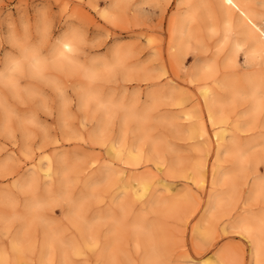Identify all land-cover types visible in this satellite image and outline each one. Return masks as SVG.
<instances>
[{"label": "rangeland", "instance_id": "374dc122", "mask_svg": "<svg viewBox=\"0 0 264 264\" xmlns=\"http://www.w3.org/2000/svg\"><path fill=\"white\" fill-rule=\"evenodd\" d=\"M207 2L213 9L192 22L195 39L179 46L192 0H0V33L13 20L50 23L53 55L63 37L87 40L83 54L62 56L70 63L71 107L65 113L56 100L53 118L41 114L46 135H29L0 116V253L8 264L16 260L14 243L30 264H264L240 221L244 208L251 214L262 208L250 191L264 178L258 157L264 110L248 115L247 96L231 103L235 109L224 106L235 111L233 120L245 121H231L225 146L249 143V161L218 181L217 165L231 170L234 163L226 147L218 157V125L201 94L205 84L222 96L224 81L264 79V50L255 51L236 23L223 27L217 0ZM248 2L264 28V0ZM75 63L95 79L74 72ZM114 149L124 160L131 149L140 155L128 168L152 180L143 200L115 184ZM168 173L188 184L157 191V177Z\"/></svg>", "mask_w": 264, "mask_h": 264}, {"label": "bare ground", "instance_id": "6f19581e", "mask_svg": "<svg viewBox=\"0 0 264 264\" xmlns=\"http://www.w3.org/2000/svg\"><path fill=\"white\" fill-rule=\"evenodd\" d=\"M188 0H183V2ZM193 6L189 15L184 17L180 24V38L178 45L183 46L186 42L195 39L192 35V22L199 15L209 14V9H213L212 6L206 0H192ZM219 5V13L222 19L223 27L232 28L236 23L245 36V39L253 42L255 51L264 50V28L257 20V13L253 10L248 0H217ZM213 24V22H212ZM73 39L70 37H63L60 42V48L58 53L63 56L67 53L70 57L73 49L71 45L73 44ZM237 42V41H236ZM240 43L237 42V45ZM64 45H68V48L64 49ZM186 45V44H185ZM223 86L226 89L222 96L213 95L211 87L208 84L203 85L201 88V94L205 99L207 110L210 119L213 121L214 125H218V130L214 133V138L217 142L218 157L223 154L221 150L226 147V153L231 158L234 163L231 170H222L221 164H218L214 169L213 174L216 180L224 181L226 179H231L236 172L242 171L246 159L245 155L246 149L250 146L249 143L245 145L238 140H230L231 142L225 146V140L227 139V132L230 130L229 125L231 121L236 122L237 125L243 126L244 120H233L235 118L233 113L235 111L230 108L224 107L226 104L232 109L235 107L231 106V103L241 100L244 96L249 97L251 102V109L247 111L248 115H256L258 111L264 110V79L259 77L246 78L240 83H233L230 81H224ZM220 95V94H219ZM184 100L180 102L183 104ZM227 109H230L227 111ZM132 113H130L131 115ZM188 115V114H185ZM127 118V117H126ZM186 131L190 135H194L195 127L190 125L187 127ZM259 143L261 146L260 159L264 160V131H262L261 137L259 138ZM128 152L127 159L124 160L122 157V151L120 149H114V157L120 161L118 163V169H113V176L115 184L118 188L125 190L133 197L143 200L147 195L150 194V190L153 187L152 180L150 177L131 174L128 164L137 163L140 155L132 151ZM258 154V153H256ZM253 155V154H252ZM251 158V157H250ZM220 160V158H218ZM251 160V159H250ZM38 167L40 170H46L45 176H51V170L44 168V163L38 160ZM245 167V166H244ZM162 167H159L161 170ZM130 172V173H129ZM185 177V175H182ZM227 176H230L227 178ZM174 173H168L165 175H159L156 179L157 191L161 190V193L167 192H178L188 183L178 182L175 178ZM178 182V183H177ZM251 198L259 199L262 204V208L259 213H249L247 208H244V212L241 213L240 221L242 222L245 234L248 237L253 238L255 250L254 255L259 256L264 253V178L255 179L251 188ZM153 195H155L153 193ZM163 197V196H162ZM220 202L217 199H213L212 203ZM240 222V223H241ZM75 249H74V246ZM71 247L77 255H80L81 247H77V244H73ZM13 251L15 253L16 260L14 264H30L23 260L22 251L18 244H13ZM220 264H224L223 260H220ZM0 264H8L7 255L5 253H0Z\"/></svg>", "mask_w": 264, "mask_h": 264}, {"label": "clouds", "instance_id": "9594fccd", "mask_svg": "<svg viewBox=\"0 0 264 264\" xmlns=\"http://www.w3.org/2000/svg\"><path fill=\"white\" fill-rule=\"evenodd\" d=\"M50 33V23L34 26L30 18L10 21L8 31L0 33V116L9 123L18 121L32 136L49 132V125L41 119V114L53 118L56 100L61 102L65 113L71 107L65 84L70 63L60 54H52ZM86 47L87 40L81 36L71 45L72 56L83 54ZM73 66L74 72H83L86 78L95 79L83 64ZM29 106L34 110L19 112L20 108Z\"/></svg>", "mask_w": 264, "mask_h": 264}, {"label": "snow or ice", "instance_id": "6c2138e0", "mask_svg": "<svg viewBox=\"0 0 264 264\" xmlns=\"http://www.w3.org/2000/svg\"><path fill=\"white\" fill-rule=\"evenodd\" d=\"M65 48H68V45H65Z\"/></svg>", "mask_w": 264, "mask_h": 264}]
</instances>
